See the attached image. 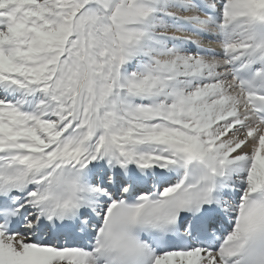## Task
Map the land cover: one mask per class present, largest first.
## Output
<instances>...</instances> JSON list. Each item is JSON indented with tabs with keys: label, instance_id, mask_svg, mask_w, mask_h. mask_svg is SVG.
<instances>
[{
	"label": "snow or ice",
	"instance_id": "snow-or-ice-1",
	"mask_svg": "<svg viewBox=\"0 0 264 264\" xmlns=\"http://www.w3.org/2000/svg\"><path fill=\"white\" fill-rule=\"evenodd\" d=\"M0 264H264V0H0Z\"/></svg>",
	"mask_w": 264,
	"mask_h": 264
}]
</instances>
